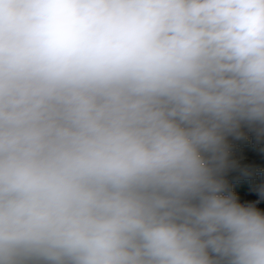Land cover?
Segmentation results:
<instances>
[{"label":"clouds","instance_id":"9594fccd","mask_svg":"<svg viewBox=\"0 0 264 264\" xmlns=\"http://www.w3.org/2000/svg\"><path fill=\"white\" fill-rule=\"evenodd\" d=\"M248 134L264 0H0V264H264Z\"/></svg>","mask_w":264,"mask_h":264},{"label":"trees","instance_id":"16d2710c","mask_svg":"<svg viewBox=\"0 0 264 264\" xmlns=\"http://www.w3.org/2000/svg\"><path fill=\"white\" fill-rule=\"evenodd\" d=\"M246 150L253 152L255 158L251 159L252 163L243 164L239 162L231 170L222 174L226 181L229 191L233 194L237 189L245 196L249 197L256 194L255 201H248L254 204L264 203V198L259 196V192L264 190V139H256L252 134L240 142V145L229 152V163L234 159V151ZM247 184L245 189L243 185ZM239 199V196L237 197Z\"/></svg>","mask_w":264,"mask_h":264},{"label":"rangeland","instance_id":"374dc122","mask_svg":"<svg viewBox=\"0 0 264 264\" xmlns=\"http://www.w3.org/2000/svg\"><path fill=\"white\" fill-rule=\"evenodd\" d=\"M251 136V135H250ZM246 137H249V136H246ZM245 137V138H246ZM244 138V139H245ZM244 139H242V140H244ZM242 140H240V141H237V140H235L234 138H230V147H231V150H232V152H233V150H234V148H236V147H238L239 145H240V142L242 141ZM234 161H239V162H241V161H243V160H250L251 161V159H253V158H255V156H254V153L253 152H248V151H246V150H239V151H234Z\"/></svg>","mask_w":264,"mask_h":264},{"label":"crops","instance_id":"0c3cea01","mask_svg":"<svg viewBox=\"0 0 264 264\" xmlns=\"http://www.w3.org/2000/svg\"><path fill=\"white\" fill-rule=\"evenodd\" d=\"M237 163H239V161H238V160H237V161H234V159H233L232 162L228 163V166L226 167V169L224 170V172H226L227 170H231L233 167H235V165H236ZM224 172H223V173H224ZM223 173H222V174H223Z\"/></svg>","mask_w":264,"mask_h":264},{"label":"built area","instance_id":"2783aa9c","mask_svg":"<svg viewBox=\"0 0 264 264\" xmlns=\"http://www.w3.org/2000/svg\"><path fill=\"white\" fill-rule=\"evenodd\" d=\"M250 135H252V134H248L247 136H250ZM229 152H232L231 147H229Z\"/></svg>","mask_w":264,"mask_h":264}]
</instances>
